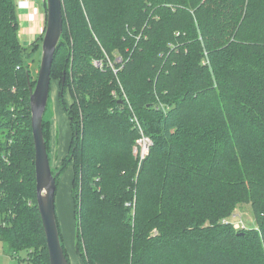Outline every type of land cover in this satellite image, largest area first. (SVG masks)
<instances>
[{
    "label": "trees",
    "instance_id": "trees-1",
    "mask_svg": "<svg viewBox=\"0 0 264 264\" xmlns=\"http://www.w3.org/2000/svg\"><path fill=\"white\" fill-rule=\"evenodd\" d=\"M63 2L51 87L72 135L56 192L73 166L83 264H264V0ZM18 12L0 0V241L50 264L28 59L44 33L23 45ZM43 127L50 157L45 115ZM239 203L256 227L223 220Z\"/></svg>",
    "mask_w": 264,
    "mask_h": 264
},
{
    "label": "water",
    "instance_id": "water-1",
    "mask_svg": "<svg viewBox=\"0 0 264 264\" xmlns=\"http://www.w3.org/2000/svg\"><path fill=\"white\" fill-rule=\"evenodd\" d=\"M47 1V21L42 44V60L35 88L30 84L32 128L36 149L37 203L47 239L50 264H69L56 215V178L44 135L43 119L46 112L55 52L63 33V0ZM30 81V79H29Z\"/></svg>",
    "mask_w": 264,
    "mask_h": 264
},
{
    "label": "rangeland",
    "instance_id": "rangeland-1",
    "mask_svg": "<svg viewBox=\"0 0 264 264\" xmlns=\"http://www.w3.org/2000/svg\"><path fill=\"white\" fill-rule=\"evenodd\" d=\"M42 2V1H41ZM40 3V2H39ZM42 9H44L43 4L41 5ZM63 9H64V2H63ZM46 21H47V16L44 21V24L42 25V30H40L41 34L38 35L42 36V34H45V27H46ZM19 31L21 32V24H20V29ZM27 30H25L26 32ZM37 37V38H38ZM41 42V50L39 51H34L31 56L28 58L29 59V64H30V69L32 71L33 76L36 78L39 69L41 66V60H42V44H43V39L40 40ZM32 43V42H31ZM23 45L29 46V43L23 42ZM108 60L107 63L111 65L113 68L114 72L117 73L118 70L115 67V61L122 64V61H119V58L117 56L116 60H110L109 56H106ZM98 58L93 61V63L96 66H99ZM38 78V77H37ZM53 84V93L54 96L57 95L58 99V106L53 104V98L49 100V105L47 108V111L45 112V118H52L55 121V125L53 130H51V145L52 148L50 150V162L53 171L57 173L56 171L59 172L58 167L62 164L65 156L68 153L69 149V144L71 140V127H70V120L69 117L66 113V110L62 104H60V92L62 91L59 80L55 78L52 81ZM35 88V86H33ZM56 97V98H57ZM66 99L68 100L69 103L74 101V98L71 97L69 88L66 91ZM56 138V140H55ZM5 140V132L3 129H0V143ZM148 145V148H147ZM147 145L145 147V150L149 149V145L147 142ZM144 153V152H143ZM57 169V170H56ZM71 178L73 181L74 178V172H73V166L67 167L64 172L62 173L60 179H59V184H58V197L61 198L60 205H59V211L58 215L60 217V229L64 237V243H65V248L68 251L69 258L72 264H83V261L78 254L77 251V234H76V229L75 226L73 225L74 218H72V207H71ZM60 212V213H59ZM223 220H230L232 221L235 226H246V227H256L257 226V219L256 215L254 213L253 207L250 203H239L236 205L234 208L233 213L228 215L227 217L223 218ZM2 224V214L0 213V225ZM156 232V230H154ZM0 264H30L28 260V251L27 250H21L18 253L11 254L8 252V246L2 241H0Z\"/></svg>",
    "mask_w": 264,
    "mask_h": 264
},
{
    "label": "crops",
    "instance_id": "crops-1",
    "mask_svg": "<svg viewBox=\"0 0 264 264\" xmlns=\"http://www.w3.org/2000/svg\"><path fill=\"white\" fill-rule=\"evenodd\" d=\"M44 1L45 0H33V2H31V8H23L22 6L18 5V9H19L18 14H19L20 24H21L20 37H21L22 43L26 42V43H29V45H30L31 42L36 40L38 35L41 34L40 30H42L41 27L44 24V21H45L46 16H47L45 8L44 9L40 8L42 4L44 6ZM17 3H18V0H17ZM25 30H27V31L25 32ZM56 97H57V95L54 96V93H53V84H52L50 95H49V100H50V98L51 99L53 98L52 102L57 108L59 103L57 101L58 97L57 98ZM49 100H48L47 108L49 105ZM47 108H46V111H47ZM48 119L51 121V130H53L54 125H55V121H54L53 117L52 118L50 117ZM55 140H56V138H55ZM51 148H52V145H51ZM71 183H73L72 178H71ZM71 190H72V184H71L70 192H71ZM60 201H61V198L58 197V193L56 192L57 212L59 211ZM71 207H72V212H73L72 218H74L73 225L75 226V229H76V217H75V213H74L72 193H71ZM59 222H60V217H59ZM67 253H68V251H67Z\"/></svg>",
    "mask_w": 264,
    "mask_h": 264
},
{
    "label": "built area",
    "instance_id": "built-area-1",
    "mask_svg": "<svg viewBox=\"0 0 264 264\" xmlns=\"http://www.w3.org/2000/svg\"><path fill=\"white\" fill-rule=\"evenodd\" d=\"M31 2H33V0H18V5L22 6L23 8H31ZM121 60V58L119 57V61ZM99 64H101L100 61H98ZM148 144H151V140L148 137L143 136L141 139H139L138 144H139V149H140V153H141V157L144 158L147 153L148 150H145V147ZM150 146V145H149ZM148 148V145H147ZM136 153L138 152V147L135 148ZM144 152V153H143ZM239 225H237L238 227Z\"/></svg>",
    "mask_w": 264,
    "mask_h": 264
}]
</instances>
